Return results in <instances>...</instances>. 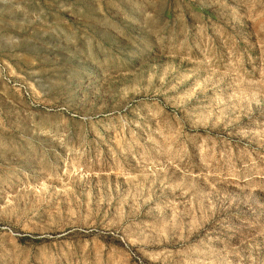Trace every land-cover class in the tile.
Masks as SVG:
<instances>
[{"label": "rangeland", "instance_id": "1", "mask_svg": "<svg viewBox=\"0 0 264 264\" xmlns=\"http://www.w3.org/2000/svg\"><path fill=\"white\" fill-rule=\"evenodd\" d=\"M0 264H264V0H0Z\"/></svg>", "mask_w": 264, "mask_h": 264}]
</instances>
